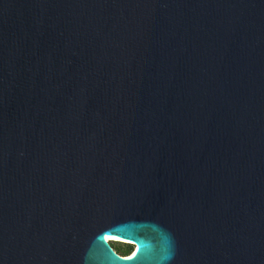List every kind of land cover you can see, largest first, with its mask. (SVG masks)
<instances>
[{"label":"water","instance_id":"1","mask_svg":"<svg viewBox=\"0 0 264 264\" xmlns=\"http://www.w3.org/2000/svg\"><path fill=\"white\" fill-rule=\"evenodd\" d=\"M0 264H264V0H0Z\"/></svg>","mask_w":264,"mask_h":264},{"label":"rangeland","instance_id":"2","mask_svg":"<svg viewBox=\"0 0 264 264\" xmlns=\"http://www.w3.org/2000/svg\"><path fill=\"white\" fill-rule=\"evenodd\" d=\"M111 246V248L118 254L121 255L123 251H129L127 256H130L132 252L134 251L135 247L129 242H126L124 240L118 239L117 240H111L108 242Z\"/></svg>","mask_w":264,"mask_h":264},{"label":"bare ground","instance_id":"3","mask_svg":"<svg viewBox=\"0 0 264 264\" xmlns=\"http://www.w3.org/2000/svg\"><path fill=\"white\" fill-rule=\"evenodd\" d=\"M105 240H106V242H109V241H111V240H117V238L116 237H112V236H105ZM135 247V246H134ZM136 250H137V248L135 247V249H134V251L132 252V254H134L135 252H136ZM131 254V255H132Z\"/></svg>","mask_w":264,"mask_h":264},{"label":"trees","instance_id":"4","mask_svg":"<svg viewBox=\"0 0 264 264\" xmlns=\"http://www.w3.org/2000/svg\"><path fill=\"white\" fill-rule=\"evenodd\" d=\"M129 251H123L120 256H127Z\"/></svg>","mask_w":264,"mask_h":264}]
</instances>
